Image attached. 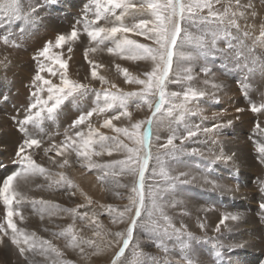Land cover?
Instances as JSON below:
<instances>
[{
  "label": "snow or ice",
  "instance_id": "6c2138e0",
  "mask_svg": "<svg viewBox=\"0 0 264 264\" xmlns=\"http://www.w3.org/2000/svg\"><path fill=\"white\" fill-rule=\"evenodd\" d=\"M50 2L55 3L56 0H50ZM217 5L221 7L217 8ZM90 13L93 17L91 19ZM137 15L147 18L137 19ZM257 16L252 0H88L83 20L77 22L82 23V31L86 34L90 45L93 42L95 44L85 50V58H88L89 52L95 53L101 46H105L108 53L121 59L150 61L151 70L145 71L143 74L145 78L141 79L130 74L128 69L116 65L127 83L141 87L138 91L125 92L112 83L110 88L115 91H111L103 87L109 84V81L105 76L97 74L96 68L99 65L89 61L92 65V79L98 80L102 85L101 89L97 90L90 84L69 79L67 61L63 60L60 54L53 52L54 48L60 49L65 44L69 45L68 51H72L71 43L79 40L81 35V30L77 26H73L70 33L58 34L54 42L45 41L44 46L33 56V60L37 62V69L32 82L34 90L30 92L31 102L24 108L22 119H18L17 116L12 117L18 126V131L23 133V139L17 146V159L14 161L18 166L17 170L0 181V200L5 207L3 219L0 220V246L7 247V242H10L17 250L18 256L23 258L24 264H38L37 256L42 257L46 264H70L62 259L63 252L51 240L18 227L14 218L19 217L21 222L24 221L25 218L19 208L22 203L28 202L39 213L41 220L45 219V215L51 219L61 213L71 218L72 223L59 232H53V236L65 238L66 247L78 248L81 253H84L86 245L93 249L90 256L115 249L111 264H145L146 254L139 243L132 246L130 255H126L136 230L143 231L155 242V246L165 253L169 251L166 240L175 236L180 240L181 258L185 264H200L191 247V241L196 238L188 233L187 240L181 239L184 235L182 229H177L164 211L166 194L174 193L181 186L196 180V177L190 176L188 172L173 175L169 162H179L178 157L183 152L184 141L196 136L199 126H195L196 130H193L185 123L187 135L177 136L176 130L171 128V120L175 117L179 123L184 121V117L189 113L195 115L196 113L189 107L191 102L206 96L217 99L216 91L221 90L223 85L213 83L212 88L216 90L213 92L193 85L192 70L183 67V64L193 60L194 57L192 53L184 49L192 46L197 57L205 59L209 54L214 55L220 52L227 60L228 53H231L230 59L234 61L235 67L246 72L244 79L238 83L241 84L244 95L248 97L251 90V84L248 81L257 74L264 77V53H256L257 45L264 47V19L259 25V35L255 37L249 30L255 25L248 23L250 18L254 20ZM126 18H131L132 22L126 23ZM37 19L38 8L31 2L25 8L23 0H0V28L10 27L15 22L20 36L23 37ZM100 21L104 22L103 26H100ZM240 21H244V24L242 25ZM192 26L198 28L199 34L188 30ZM129 34L143 36L151 40L152 44L141 43L137 39L130 38ZM209 34L212 37L210 43L206 39ZM12 36L13 32L9 31L7 34H0V40L5 45L11 43L13 47H20V44L11 39ZM250 37H253L252 44L248 45L246 41ZM220 39L226 40L227 51L217 48V41ZM55 65H59V68L64 70L60 74L58 84L41 75L47 72L50 76H55L57 74ZM202 71L207 74L209 69L205 67ZM172 72H175L177 77L172 82H187L182 92L168 90L169 76ZM204 83L207 85L209 81L205 80ZM44 92L47 93L46 98L41 95ZM89 92L95 93V107L81 112L65 130L64 140L60 144L53 142L44 151L45 153L55 151L56 156L64 157L63 161L57 165L60 168L68 165V155L74 153L77 162L83 158L82 166L100 169L102 175L98 178L107 182L116 196L123 198L120 192L115 191L116 189H128V204L124 205L122 210L112 205L100 206L112 218L113 224L126 223L127 226L122 231L110 232L105 230L101 223L95 222V218L102 213L95 210L79 211L93 203L90 197L85 196L87 204H77L69 208L61 207L43 198L30 199L23 191V187L37 176H43L49 181L47 185L49 188L54 186L63 188L65 185L69 188L76 187L63 172L53 174L50 169L37 163L30 150L41 146L42 138L37 137L45 132L46 122L57 121L61 105L65 101L69 98L73 101L82 100ZM131 102H135L137 109L141 108L142 104L147 105L151 114L145 119L130 123V127L113 125L112 121L119 120L121 116L131 121L132 113L129 111ZM249 102L253 113H264V102L259 105L251 100ZM110 110L120 111L104 119L102 127L111 128L117 134L116 136L101 133L99 128L93 127L89 121L94 113L99 115ZM236 111L243 112L244 109L237 108ZM165 119L169 120L171 134L165 143L159 145L157 153L153 156L152 137L155 136L156 140L160 139L155 130L164 123ZM86 122L87 131L85 132L80 130V126L85 125ZM227 123L230 125L232 121L229 120ZM222 126L224 125L214 124L211 128H203L202 131L208 133ZM73 129H75L74 133L69 134ZM255 129L258 134L264 135V127L259 121L255 123ZM121 134L131 142L132 146L120 139ZM177 139L180 140V146L175 143ZM257 151L258 162L264 165V143L258 146ZM113 152L124 153V158L106 163L93 160V157H100L105 153L112 156ZM152 159L156 161V167L152 170V176L155 179L149 183L146 179V171ZM49 160L50 163L57 164L54 158L50 157ZM234 160L235 153L225 155L221 152L212 163L217 161L228 163ZM120 176L131 177V183H121ZM204 182L211 183L214 188H223L217 182L206 178ZM261 185V191L264 192V182H261ZM37 187L43 186L37 185ZM225 190L231 191V189ZM70 195L75 196V192ZM172 206L175 204L173 203ZM259 208L264 213V201L259 204ZM77 218L81 221L89 218L93 220L95 223L93 235L98 238L97 240L85 239L79 235L75 229ZM240 218V214H225L220 224H225L228 220L237 221ZM44 231L50 230L45 228ZM215 231L220 232V227L217 226ZM236 246L244 247L245 245ZM88 255L86 254L85 258H88ZM220 255L221 253L217 251L216 256Z\"/></svg>",
  "mask_w": 264,
  "mask_h": 264
},
{
  "label": "rangeland",
  "instance_id": "374dc122",
  "mask_svg": "<svg viewBox=\"0 0 264 264\" xmlns=\"http://www.w3.org/2000/svg\"><path fill=\"white\" fill-rule=\"evenodd\" d=\"M23 2L25 8L29 2L38 8V19L31 26L32 28L30 27L23 37L20 36L15 22L10 27L0 28V34L13 32L11 39L21 45L13 47L11 43L5 45L0 40V181L16 171L18 167L14 161L17 159V146L23 139V133L18 131V126L12 117L17 116L18 119H22L24 108L31 102L30 92L34 90L32 82L37 69V62L33 60V56L44 46L45 41L54 42L58 34L70 33L73 26H77L81 30V35L79 40L71 43L72 51H68L69 45L65 44L59 50L54 48L53 52L60 54L62 59L67 61V69L72 65L76 66V77H68L69 79L90 84L97 90L101 89L102 85L98 80L92 79V65L89 61L99 65L96 68L97 74L105 76L109 84L103 87L109 88L111 91H115L110 88L112 83L125 92L138 91L141 87L127 83L116 65L128 69L130 74L141 79L145 78L144 72L151 70L152 67L150 61L121 59L108 53L105 46H101L95 53L89 52L88 58H85V50L95 44L93 42L90 45L86 34L82 31V23L78 24L77 22L83 20L88 0H56L55 3H51L50 0H23ZM252 3L255 5L258 16L254 20L250 18L248 23L255 25L254 28L249 29L255 37L259 35V25L264 19V0H252ZM216 7L220 8L221 6L217 5ZM89 18H93L91 13ZM140 18L147 17L137 15V19ZM125 22L131 23L132 20L126 18ZM240 23L243 25L244 21H240ZM99 24L103 26L104 22L100 21ZM188 30L199 34L197 27L192 26ZM129 37L137 39L141 43L152 44L151 40L143 36L129 34ZM253 37L246 41L248 45L252 44ZM206 39L210 43L211 35L209 34ZM217 48L227 51L226 40H218ZM184 50L192 53L194 57L193 60L183 64V67L192 70L191 74L194 80L191 83L193 85L204 88L208 92L216 91L212 88L213 83L222 84L223 88L216 91L217 99L206 96L191 102L189 107L192 112L196 113L195 115L189 113L184 117V121L179 123L175 117L171 120V128L176 130L177 136L187 135L185 123L193 130H196L195 126H199L197 135L184 141L183 152L178 157L179 162H169L173 175L179 172H188L190 176H195L196 180L191 184L181 186L174 193L166 194L164 211L171 218L175 227L182 229L184 235L181 239L187 240L188 233L196 238L191 241V247L200 264H262L264 262V213L259 208V204L264 201V192L261 191V182H264V165L258 162L257 148L264 143V135L258 134L255 123L259 121L264 127V113H253L250 110L249 100L257 105L264 102V95H262L264 94V77L257 74L248 81L251 84V90L249 96L246 97L242 92L241 84L238 83L244 79L246 72L235 67L234 61L230 59L231 53H228L229 59L227 60L220 52H216L214 55L209 54L205 59L197 57L192 46H187ZM256 53H264V47L257 45ZM54 67L57 73L55 76H50L47 72L41 73V75L58 84L63 69H60L59 65ZM173 67L175 69V64ZM205 67L209 69L207 74L202 71ZM176 78L175 72L170 73L168 90L182 92L187 82H172ZM205 80L209 81L207 85L204 83ZM41 95L46 98L47 93L44 92ZM94 101V92H89L82 100L65 101L61 105L57 121L55 123L46 122L45 132L37 137L42 138L41 146L30 150L37 163L50 169L53 174L63 172L76 187L69 188L65 185L63 188L55 186L49 188L47 186L49 181L45 180L43 176H37L23 187V191L30 199L43 198L54 204H59L61 207L69 208L75 207L77 204H87L85 196L90 197L93 203L79 211L88 210L91 212L95 210L102 213L95 218V222L101 223L104 229L110 232L122 231L126 228V223L113 224L112 218L100 206L112 205L118 210H122L123 206L128 204V189H116L115 191L120 192L123 198L116 196L114 191L110 190L107 182L98 178L102 175L100 169H89L82 166L83 158L77 162L74 153L68 155V160L72 164L70 173L68 165L64 168L57 166L63 161V156H56L55 151L47 153L44 151L53 142L60 144L65 138V130L69 128L72 121L81 112L95 107ZM235 108H241L244 111L237 112ZM118 111L120 110H110L99 115L94 113L89 121L93 127L99 128L101 133L107 136H116L117 134L111 128H104L102 124L104 119L116 115ZM129 111L132 113L131 121L127 117L121 116L119 120L112 121L113 125L130 127V123L145 119L151 114L147 105L142 104L141 108L137 109L135 102L130 103ZM229 120L232 121L230 125L227 123ZM214 124L224 126L208 133L202 131L203 128H211ZM80 130L87 131V122L80 126ZM74 131L75 129L71 130L69 134H73ZM155 131L160 139L156 140L155 136L152 137L153 156L157 153L159 145L165 143L171 134L169 120L165 119L164 123ZM120 139L132 146L131 142L122 134ZM175 143L180 146L179 139ZM221 152L225 155L235 153V160L228 163L219 161L212 163ZM50 157L57 161L56 165L50 163ZM123 158L124 153L113 152L112 156L105 153L100 157H93V160L106 163ZM154 167H156V161L152 159L146 171V179L149 183L155 179L152 176ZM205 178L217 182L223 188H214L211 183H205ZM119 180L121 183L130 184L132 178L120 176ZM37 185L43 187H37ZM225 189H231V191ZM72 192H75V196L70 195ZM173 203L175 206H172ZM19 210L25 219L21 222L19 217L14 218L18 227H23L29 232H35L38 236L51 240L63 252L62 259L65 262H70V264H111L115 249L90 256L92 248L85 245V251L81 253L78 248L66 247L65 238L53 236V232H59L72 223L69 216L61 213L59 216L52 217L51 220L45 215V219L41 220L39 213L28 202L22 203ZM4 212L5 207L0 200V220L3 219ZM225 214H240L241 218L237 221L228 220L225 221V224H220V220ZM217 226L220 227V232L215 231ZM45 228L50 231H44ZM94 228L95 223L91 218L83 221L77 218L75 221V229L85 239H98L93 235ZM5 241L7 242V237H5ZM136 243L140 244L146 254L145 264H166V262L167 264H185L181 258L180 240L175 236L166 240L169 251L165 253L157 248L155 242L149 239L143 231L136 230L132 245L126 250V255L131 254L132 246ZM239 244L245 246L237 247L236 245ZM217 251L221 253L219 257L216 256ZM86 254H89L88 258H85ZM36 260L38 264H46L42 257L37 256ZM0 264H24V260L18 256L15 247L7 242V247L0 246Z\"/></svg>",
  "mask_w": 264,
  "mask_h": 264
},
{
  "label": "bare ground",
  "instance_id": "6f19581e",
  "mask_svg": "<svg viewBox=\"0 0 264 264\" xmlns=\"http://www.w3.org/2000/svg\"><path fill=\"white\" fill-rule=\"evenodd\" d=\"M129 19V18H128ZM66 23V22H65ZM32 28V27H31ZM64 30V29H63ZM64 32V31H63ZM34 35V34H33ZM69 47V46H68ZM59 50V49H58ZM57 54V53H56ZM77 68H76V66H70L68 69H67V76L68 77H72V76H75V74H76V70ZM64 71V70H63ZM76 77V76H75ZM75 77H74V79H75ZM231 99V98H230ZM69 100H71V98H69ZM236 109V108H235ZM234 109V110H235ZM227 142V141H226ZM243 162V161H242ZM242 165V164H241ZM68 166H69V172L71 173V171H72V164H71V161H69V163H68ZM248 166V165H247ZM243 167V166H242ZM249 167V166H248ZM244 173V172H243ZM53 219V218H52ZM51 219V220H52ZM4 247V246H3ZM11 252H12V250H11ZM5 253V252H4ZM11 254V253H10ZM240 254V253H239ZM247 257V256H246ZM246 260V259H245ZM245 260H244V262H245Z\"/></svg>",
  "mask_w": 264,
  "mask_h": 264
}]
</instances>
